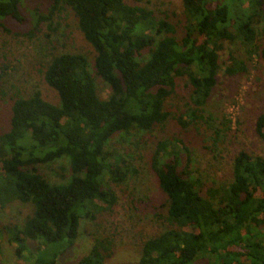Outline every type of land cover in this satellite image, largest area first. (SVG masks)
Returning <instances> with one entry per match:
<instances>
[{
	"label": "trees",
	"instance_id": "1",
	"mask_svg": "<svg viewBox=\"0 0 264 264\" xmlns=\"http://www.w3.org/2000/svg\"><path fill=\"white\" fill-rule=\"evenodd\" d=\"M35 1L47 8L34 9L35 28L51 26L71 10L96 52L93 64L82 52L54 55L44 78L60 102L46 100L38 89L14 95L9 126L0 132V206L15 200L32 206L22 226L8 228L15 254L21 264H57L77 241L81 220L112 208L115 185L138 171L108 149L116 133L143 136L171 119L184 127L200 119L226 43L242 48L248 59L264 60V43L257 42L264 36V0H181L177 21L158 16L146 0H0V25L25 24L24 5ZM231 60L228 74L248 70L246 60ZM98 77L110 88L107 98L99 93ZM182 78L192 90L188 121L168 104ZM256 131L264 139V112ZM62 159L70 176L52 182L40 165ZM193 161L179 137L155 139L149 164L166 195L162 217L169 227L145 239L138 261L128 264H194L208 257L209 264H264V155L241 150L231 181L223 184L207 183ZM93 235L77 264H107L117 249L113 233Z\"/></svg>",
	"mask_w": 264,
	"mask_h": 264
},
{
	"label": "rangeland",
	"instance_id": "2",
	"mask_svg": "<svg viewBox=\"0 0 264 264\" xmlns=\"http://www.w3.org/2000/svg\"><path fill=\"white\" fill-rule=\"evenodd\" d=\"M143 4L160 17L167 15L173 21L182 18L181 0H146ZM35 8L47 12L45 4L29 2L24 5L28 19L25 24L2 21L0 25V132L9 126L14 95L29 96L38 89L46 100L60 102L57 91L44 78L45 65L54 55L82 52L91 64L94 62L96 52L71 10L55 16L51 26L44 22L35 28ZM257 42L263 44L264 36L260 35ZM231 55L246 60L248 70L237 75L228 74L226 68L232 63ZM220 62L218 82L204 106L205 110L198 112L200 119L184 127L175 118L169 120L161 131L155 129L143 136L137 132L133 136L121 133L113 136L108 149L129 159L138 171L127 182L115 185L118 200L112 208L95 210V219L81 220L77 241L58 258L57 264H77L92 247L93 234L111 233L116 237L117 249L107 264L135 263L140 257L143 241L169 227L162 217L167 215L166 195L149 164L155 139L176 136L185 142L193 153V168L207 183L231 181L233 161L241 150L264 155V139L256 131L257 117L264 112V60L256 55L248 59L242 48L226 43L220 52ZM97 83L100 95L107 98L110 88L100 77ZM191 91L187 79L182 78L177 93L168 99L173 113H181L186 121L191 119L186 114L192 105ZM136 140H139L138 146L134 143ZM129 154L133 155L132 158L128 157ZM40 170L52 182L67 179L71 172L66 159L40 165ZM31 211L30 204L18 200L0 206V264L23 262L15 254L16 243L10 240L8 228L22 226ZM29 245L36 250L34 241H29ZM211 260L208 257L194 264H209Z\"/></svg>",
	"mask_w": 264,
	"mask_h": 264
}]
</instances>
